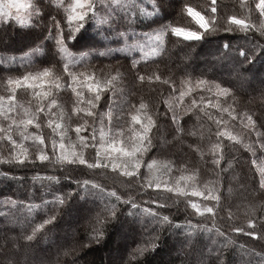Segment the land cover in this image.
Listing matches in <instances>:
<instances>
[{
  "label": "snow or ice",
  "instance_id": "1",
  "mask_svg": "<svg viewBox=\"0 0 264 264\" xmlns=\"http://www.w3.org/2000/svg\"><path fill=\"white\" fill-rule=\"evenodd\" d=\"M164 7L165 0H0V59L13 65L19 60L21 67L40 62L51 65L7 77L9 94L0 95V145L6 142L5 146L9 147L6 156L0 154V166L53 168L51 175L33 177V186L39 184V197L30 196L27 203L11 196L0 200V207L10 206L0 212L3 217L0 251L11 245V255L0 259V264H81L83 257L79 254L84 249L105 243L117 227L120 229L117 236L125 241L135 231L136 224L142 232L149 229L151 232L140 240L118 245L111 264H147V255L158 247L155 234L158 229L153 225L175 227L185 234L189 243L195 234L212 232L199 222L193 224L189 217L211 218L215 227V214L233 192L232 160L225 155L232 142L242 144L251 153L259 189L264 190V131H261L264 118L258 124L253 114L237 112L234 104L228 103L229 99L237 100L231 85L225 86L222 80H206L203 73L193 81L191 74L186 73L177 87L175 81L156 71H139L142 61L163 60L167 44L177 38L176 43L189 46L215 43L216 58L230 61L234 75L242 78L244 65H253L257 58H264V42L253 44L248 36L249 32H255L264 37V0H230V3L205 0L200 5L189 0H167V7L182 24L171 17L165 21ZM137 24L146 25L149 30L137 32ZM89 29H94L92 38L83 40ZM237 32L245 34L243 45L233 44L230 36L216 38L218 33ZM117 54L127 62L130 80L119 69L104 79L76 71L85 59L111 60ZM56 64L63 65L66 73L63 79L54 72ZM157 83L170 86L167 97L161 100L163 123L143 96L131 100L136 95L137 84L157 91ZM18 88L32 98L27 105L17 101ZM68 89L72 97L71 108L66 113L57 94ZM204 91L214 92L216 98L208 99ZM258 91L264 101V77ZM106 93L111 94L106 98L107 109L98 111ZM159 95L163 96L162 90ZM209 108L216 109L218 114L214 115ZM237 119L249 130V136L255 134L254 142L245 144L241 135L229 128V121ZM205 120L215 125L214 129L209 125L207 136ZM165 125L172 129L171 140L162 138L160 145H154L153 130ZM29 126L36 131L30 132ZM45 126L51 130L50 136L43 134ZM71 133L75 134L74 139ZM14 135L19 139H14ZM186 136L191 139L186 140ZM25 141L30 144L26 146ZM169 144L177 147L183 156L192 153L206 164L211 163L216 178L201 184L197 168L189 169L185 162L177 164L175 160L161 163L155 156H148L152 149L159 152ZM205 148L210 160L205 157ZM97 175L103 176V183L94 178ZM0 177L7 179L9 172L0 170ZM64 182L74 187L65 189ZM160 188L174 193L175 201L185 205L186 228L174 225L168 215L160 212L167 200H160L158 195L150 201L158 203L156 209L137 202L134 192ZM79 204L91 206L83 224L62 225L69 208ZM223 210L231 220V210L226 207ZM17 212L23 215V222L17 220ZM205 213L213 215L207 217ZM248 213L247 227L233 224L231 231L253 240L259 236L264 242V205H250ZM17 223L19 235L12 234L11 226ZM215 234L224 235L219 228ZM41 242L44 248L38 252L37 245ZM230 243H235V239L226 238L222 246ZM237 250L254 258L256 264H264V244L260 252L244 244ZM214 251L219 254L209 264H227L219 248L214 250L209 246L207 255ZM205 255L201 249L197 264H204ZM245 264H253V260Z\"/></svg>",
  "mask_w": 264,
  "mask_h": 264
},
{
  "label": "trees",
  "instance_id": "2",
  "mask_svg": "<svg viewBox=\"0 0 264 264\" xmlns=\"http://www.w3.org/2000/svg\"><path fill=\"white\" fill-rule=\"evenodd\" d=\"M193 5H200L205 2V0H189ZM220 0H218V3ZM224 3H230V0H223ZM165 8L167 7V0H165L164 14L165 21L169 17H171L177 24H182L183 21L176 20V15L174 12H166ZM179 11V9H177ZM239 12V8L236 9ZM157 25H153L156 27ZM136 31H148V27L146 25L137 24L135 25ZM94 33V29H89L88 32L85 33L83 40H90ZM222 36H230L232 38L233 44L243 45L245 43L244 36L245 34L242 32L237 33H218L217 37ZM248 36L251 38V43L255 44L258 42H264V37H260L258 33L249 32ZM177 38H173L167 44L168 51L163 54V60L159 58H152L149 62H141L139 66V71L141 73L144 72H153L156 71L157 74L162 75L163 77H168L170 80L175 81L177 87L180 86L181 79L185 76V74H191V78L193 81L196 77L201 76L203 73V77L209 81L219 82L222 80L225 86L231 85L234 89L237 100L233 102L231 99L228 100L229 104H234L237 112H248L249 114L254 115V119L257 120L258 124L260 120L263 118L258 114L260 111L255 110L260 103L263 101L256 100L259 95L252 96L253 92H256L253 85L250 84H242L239 83V79L233 74L231 79H227L225 75L223 76V72L217 73L218 69L225 70L231 66L230 61H222L218 60L216 57L218 55L216 48L217 45L215 43H204V44H195L194 46H189L187 43L181 44L176 43L175 40ZM215 39V38H214ZM115 46V45H113ZM184 54L187 58L202 56L206 58L207 63L198 65L197 68H182L179 69L174 63L175 55ZM19 56L20 54H16ZM73 55H76L74 52ZM35 59V58H30ZM155 60L156 62H152ZM28 61H25L27 64ZM7 65V67H6ZM43 67H51L50 64L45 62L33 63L31 67H21L19 60L15 62V64H9L6 59H0V95L7 96L9 93L6 90V79L8 76H18L24 72H35L37 69H41ZM232 69V66L230 67ZM119 69L121 73L127 74V79H131V75L128 74V65L127 62L121 58L118 54L115 59H105L99 58L95 60H91L90 58L85 59L83 63L76 68V71L87 72L89 74L94 75L97 78L104 79L109 75H115L116 70ZM245 71L243 72V77L249 78L251 75H259L264 77V58H257L256 62L253 65H244ZM135 71V70H133ZM54 72L57 75H60L62 79L66 77V73L63 72V65L56 64L54 68ZM225 72V71H224ZM166 74V75H165ZM220 74V75H218ZM226 74V73H225ZM242 77V79H243ZM257 86V85H256ZM260 87V85L258 86ZM157 91H151L149 86L145 85L141 87L137 84L135 88L136 95L131 97V100L135 101L143 96L144 99L148 102L150 109L153 114L156 115L159 122L163 123L165 121L164 116V108L161 103L163 97H167L170 86L169 85H161L159 83L156 84ZM162 90L163 96L159 95ZM199 91V90H198ZM257 92H259L257 90ZM152 93L153 96H149L148 94ZM243 93V94H242ZM251 95V99L246 101L244 94ZM205 97L208 99H215L214 92L204 91L203 93ZM17 101L24 103L27 105V102L32 98L26 94L25 90L22 88L16 89ZM110 93H106L105 97H102L99 105L98 111H106L107 104L106 98ZM119 95V92H117ZM58 101L61 107L67 111L71 108V100L72 97L71 90H61L58 94ZM156 96V97H155ZM223 101L224 98H219ZM208 111L212 112L214 115H217V110L209 108ZM226 115V114H225ZM76 117H73L75 120ZM105 122H107V117H105ZM89 123L91 125V118H89ZM209 125L212 128H215L213 121H204V134L207 136V128ZM229 128H234L235 132L240 134L243 142L245 144L252 143L256 140L255 134L251 136L248 135V129L243 128V125L240 123L239 119L236 121H229ZM29 131H36L32 126H29ZM199 129L197 133L199 135ZM261 131H264L262 129ZM43 134L47 137L51 135V130L46 126L43 128ZM172 129L165 125L163 128H157L153 130L152 138L154 145H160L161 139H170L171 140ZM73 139L75 138V134L71 133ZM14 139H19L18 135H14ZM186 140L191 139V137H185ZM226 144H229L228 141H225ZM26 146L30 144V141H25ZM4 145H0V154L7 155L8 147ZM173 146L169 144L167 147ZM165 147V150H167ZM31 151V149H30ZM91 151V150H89ZM185 151L187 149L185 148ZM163 148L160 149L159 152L156 149H152L148 156H155L157 161L163 163L165 160H175L177 164L181 162H185L189 169L197 168L199 172V179L201 184L213 180L215 177V173L213 172V166L211 163H205L204 160L200 159L197 155L189 153L188 156H183L180 151L175 153H171V156L164 154ZM225 155L227 159L232 160V168L233 171L231 173L232 176L235 177L232 180L233 192L230 197L225 201L224 205H222V209L215 214V227L213 226V220L211 218L204 219L201 216H190L189 219L192 220L193 224L199 222V224L206 226L209 229H212V232H200L198 234L193 235L192 242L189 243L185 239V234L183 232L178 231L177 228L172 227L169 228L168 225H153L154 228H157L156 235L158 239L156 243L158 247L155 252H150L147 255V264H197L198 261V253L201 249H203L206 254L204 257V264H209L210 260L215 259V255L219 254L214 251L211 256L207 255L208 247L211 246L213 249L219 248L220 253L223 254V257L227 264H245V262L250 259L253 260V264H256V260L252 257L241 255V253L237 250L240 244H244L245 247H251L255 252H260L262 242L257 236L255 240L252 237L246 236L243 233H233L231 231V225H241L245 228L247 227V218H248V208L250 205H264V190L259 189V176L256 174V169L252 166L251 153L245 148L242 144H235L232 142L229 144V147L225 149ZM258 155H260L258 153ZM205 157L210 160V156L207 153V149L205 148ZM223 163V162H222ZM0 170H6L9 172V177L5 179L4 177H0V200H2L6 196H11L13 199L24 200L27 203V198L30 196L39 197V184L37 183L35 187L33 186V177L34 176H45L53 174V168L49 167L48 169L42 168H9L7 165L0 166ZM56 173L59 174L58 167L56 169ZM174 175H179V173H175ZM15 176L18 179H13ZM89 178V177H84ZM96 180L100 182L103 181V176L97 175L94 177ZM118 179H126V178H118ZM69 186L74 187V185H70L69 182H64L63 187L67 189ZM241 189L247 190V195L245 196V201H242L241 197ZM134 195L138 197L137 202L141 204L143 207L151 206L156 209L159 207L158 203H150L151 200L157 199V195L160 200H167L166 206L160 209V212L163 215H168L172 220L174 225H179L181 228L187 227V222L185 220V205L183 203H177L175 201V194L167 192L166 189H146L143 192H134ZM172 197V199H168ZM51 199L50 196L47 197ZM199 200L200 198H193ZM39 203V199L36 200ZM10 206L0 207V212L6 211ZM228 208L232 212L231 220L228 219V212L223 210V208ZM91 206L87 204H79L74 205L69 208V215L64 218L62 221L63 224H68L70 226L82 225L85 217L87 216L88 210H90ZM188 211H191L190 209ZM213 214L205 213L204 216L211 217ZM17 220L23 222V215L19 212L16 213ZM81 218H83L81 220ZM3 220V217L0 216V221ZM13 233L15 235H19L20 227L19 223L12 225ZM135 231L132 232V235L127 237L124 242L132 243L133 240H140L141 236H148L149 232H142L139 224L134 225ZM216 228H219V231L224 235L219 236L215 234ZM81 235H83V227H80ZM119 232V227L115 230L111 231V238L108 239L105 243L101 245H92L89 248L84 249L80 252V256L83 257L81 261L87 264H106L105 258L107 254L114 255L117 253L118 240L119 237L117 233ZM232 237L235 239V243H230L227 247H223L222 243L226 238ZM215 241V244H213ZM174 247H178V251H187V253L182 252V254H174ZM44 248L43 242L37 245V251ZM114 250V251H113ZM173 252V253H172ZM83 264V263H82Z\"/></svg>",
  "mask_w": 264,
  "mask_h": 264
},
{
  "label": "rangeland",
  "instance_id": "3",
  "mask_svg": "<svg viewBox=\"0 0 264 264\" xmlns=\"http://www.w3.org/2000/svg\"><path fill=\"white\" fill-rule=\"evenodd\" d=\"M21 2H23V0H21ZM23 11V10H21ZM165 11L166 12H170L169 11V8H165ZM119 55V54H118ZM134 56H139V53H133ZM206 61V58H203L202 56H199V59L197 57H194V59L192 58H187L184 54H178L176 53L175 55V60H174V64L179 68V69H182V68H197L198 65H202V64H205L207 62ZM231 67V66H230ZM228 67L227 69L225 70H222V69H218L217 70V73L219 72H223V76L225 75V77L227 79H231L233 74H231V71L232 69ZM225 71V72H224ZM226 73V74H225ZM166 75V74H165ZM220 75V74H218ZM221 76V75H220ZM263 76H259V75H251L249 78H246V77H243L239 79V83H242V84H250V85H253L254 87H256L255 89L259 90L260 87H258L260 85V82H261V78ZM257 85V86H256ZM257 90H255L256 92H253L252 93V96H257L259 95V92H257ZM243 94V93H242ZM149 96H153L152 93H149L148 94ZM156 97V96H155ZM244 97L246 99V101L250 100L251 99V95H248L247 93L244 94ZM256 100H260V97L258 96L257 98H255ZM257 111H260V113L258 114L259 116L261 115L263 118H264V101L262 103H260V105L257 106V108L255 109ZM166 140H170V139H166ZM168 146V145H167ZM167 146H164L162 147L163 148V151L165 152L164 154L165 155H168L169 157L171 156V153H175L178 151V148L177 147H174V146H171V147H167ZM165 147H167V150H165ZM241 192V195H242V201H245V196L247 195V190L245 189H241L240 190ZM83 218H81L82 220ZM120 231V229H119ZM132 235V232H130L128 234L127 237L131 236ZM120 239V238H119ZM125 243V242H124ZM123 244V241L122 240H118V245H122ZM10 248H11V245L9 244V246L7 248H5L3 251H0V259H2L4 256H9L11 255V252H10ZM114 251V250H113ZM182 252H186L187 251H178V247H174V254H182ZM173 253V252H172ZM117 256V253L114 254V255H111L110 253L106 255V258H105V263L106 264H111V261L113 259H115ZM83 264H87V263H84L82 262ZM81 263V264H82Z\"/></svg>",
  "mask_w": 264,
  "mask_h": 264
}]
</instances>
